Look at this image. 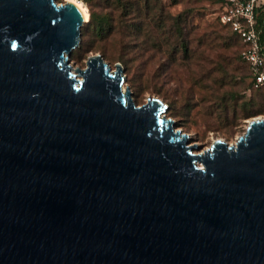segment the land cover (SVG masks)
Returning a JSON list of instances; mask_svg holds the SVG:
<instances>
[{
	"label": "water",
	"instance_id": "obj_1",
	"mask_svg": "<svg viewBox=\"0 0 264 264\" xmlns=\"http://www.w3.org/2000/svg\"><path fill=\"white\" fill-rule=\"evenodd\" d=\"M70 0H0V264H264V114L199 152L121 65L68 56Z\"/></svg>",
	"mask_w": 264,
	"mask_h": 264
},
{
	"label": "rangeland",
	"instance_id": "obj_2",
	"mask_svg": "<svg viewBox=\"0 0 264 264\" xmlns=\"http://www.w3.org/2000/svg\"><path fill=\"white\" fill-rule=\"evenodd\" d=\"M79 1L106 16L112 29L102 38L89 31L79 35L69 64L83 67L101 45L110 67L121 65L132 100L160 98L164 116L198 145L194 152L214 138L233 143L246 120L264 114V86L250 87L239 43L217 20L221 0Z\"/></svg>",
	"mask_w": 264,
	"mask_h": 264
},
{
	"label": "built area",
	"instance_id": "obj_3",
	"mask_svg": "<svg viewBox=\"0 0 264 264\" xmlns=\"http://www.w3.org/2000/svg\"><path fill=\"white\" fill-rule=\"evenodd\" d=\"M260 0H223L219 4L217 18L227 24L243 43L240 58L249 72L252 87L264 85V18L258 20Z\"/></svg>",
	"mask_w": 264,
	"mask_h": 264
},
{
	"label": "trees",
	"instance_id": "obj_4",
	"mask_svg": "<svg viewBox=\"0 0 264 264\" xmlns=\"http://www.w3.org/2000/svg\"><path fill=\"white\" fill-rule=\"evenodd\" d=\"M118 1H121V0H118ZM223 1V0H221ZM88 17H87V20H86V23H84L82 26H80V35L85 33V32H91V33H95L98 37L102 38L106 35H108V33L111 31L112 27H110L109 25V22H108V18L105 16H101V15H98L97 13L93 12L90 8H88ZM217 17V16H216ZM218 22L223 26L225 27L232 36L235 37V39L238 41L239 43V47H238V50H237V53H238V57L240 58V51L241 49L243 48V43L241 41V39L237 36V34H235L231 29L230 27L225 24V23H221L219 21V19L217 18ZM178 33H179V30H178ZM79 42V41H78ZM262 46L264 48V39L262 38ZM79 47V45H78ZM98 48V49H97ZM97 50H100V54L103 55L104 54V51L103 49L101 48V45H98L96 47ZM241 59V58H240ZM118 60H120L122 63L125 64V59H121L118 57ZM247 74L249 76V72H248V69H247ZM250 83V82H249ZM264 85H261V86H258V87H252L251 84H250V87L252 88H262Z\"/></svg>",
	"mask_w": 264,
	"mask_h": 264
},
{
	"label": "bare ground",
	"instance_id": "obj_5",
	"mask_svg": "<svg viewBox=\"0 0 264 264\" xmlns=\"http://www.w3.org/2000/svg\"><path fill=\"white\" fill-rule=\"evenodd\" d=\"M70 1H72L73 3H75L79 7V9L83 15V19H87L88 11H87L86 6H84V4H82L79 0H70ZM121 87L123 88V84H121Z\"/></svg>",
	"mask_w": 264,
	"mask_h": 264
},
{
	"label": "crops",
	"instance_id": "obj_6",
	"mask_svg": "<svg viewBox=\"0 0 264 264\" xmlns=\"http://www.w3.org/2000/svg\"><path fill=\"white\" fill-rule=\"evenodd\" d=\"M258 12V17L257 19L260 20L264 18V0H260L259 7L257 8ZM262 38L264 39V35H261V43H262Z\"/></svg>",
	"mask_w": 264,
	"mask_h": 264
}]
</instances>
